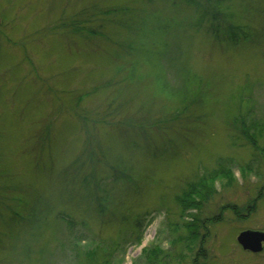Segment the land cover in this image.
Instances as JSON below:
<instances>
[{"label":"rangeland","instance_id":"rangeland-1","mask_svg":"<svg viewBox=\"0 0 264 264\" xmlns=\"http://www.w3.org/2000/svg\"><path fill=\"white\" fill-rule=\"evenodd\" d=\"M204 3L0 0V264H77L95 246L111 264H264L237 240L264 231V153L230 121L264 113V0L222 1L221 27L248 34L234 44ZM172 52L207 96L169 121ZM219 163L229 176L182 207Z\"/></svg>","mask_w":264,"mask_h":264},{"label":"trees","instance_id":"trees-1","mask_svg":"<svg viewBox=\"0 0 264 264\" xmlns=\"http://www.w3.org/2000/svg\"><path fill=\"white\" fill-rule=\"evenodd\" d=\"M222 1L223 0L221 1L215 0L216 6L213 9H208L209 6H206V3H204L205 6L203 7V9H201L200 12L201 18L204 19L207 18L206 20H208V23L210 25V30H208V32L218 41L225 39L231 42L232 44L238 43L243 38H246L248 36L247 31L246 29L242 28L241 24H237L234 22L233 23L227 22L228 26L225 27L223 26V28L221 27L219 20H217L218 18L217 15L221 12H219V10L217 9L222 5ZM242 34H244V36ZM175 52H172L169 55L168 69L173 70L178 80H180V84H176L174 86L168 81L167 85L165 83H161L160 85V91L164 92L168 98L170 99L174 98L175 102H177L179 107L176 110H174V114H170L169 121L179 118L181 115L182 116H184L185 114L189 115L190 114L189 112H191L194 109V107L204 104L205 98L207 96V91L203 89L204 87L206 89V86L203 85L204 82L201 79V77H199L196 73L192 74L189 71L185 70V68L180 67L177 63L179 57ZM171 73L169 74V76H171ZM109 84H110L109 82L106 83V85ZM239 99H240V103L244 102V99L242 97H239ZM114 103H115V98H112V101L107 103V105L109 106L110 104L113 105L111 106L112 112L114 108H118ZM250 112L251 111L249 109L245 113L239 110L237 114H233L230 121H232V126L234 127V129L239 132V135H241L248 144H250L255 150L264 153V113L260 115L259 118H257L255 116H252ZM124 120L125 122L128 123L127 125H130L128 120L126 119ZM134 121L136 122V124L142 125L143 127V124L137 123L138 120L136 121L135 118ZM154 122H157L156 125L159 126L163 125V120L161 121L158 119ZM135 126L132 125V129ZM220 164L221 163H219L218 166L212 170H207L205 174H203V176H200L193 182L187 183L186 189L182 190L180 192V195L177 197L182 207H187L192 202L191 201L192 198L188 199L187 197L189 196V194H195V195L199 194L201 197L206 195L204 192L208 188L207 183L209 182V180L217 177L218 174H225L229 176L230 170H228L225 167L226 164H221V165ZM66 219L67 217L64 220ZM67 221L69 222L68 223L69 228L72 229L73 224H71L70 226L71 222L69 220ZM135 221H136L135 225H137L139 221L137 219H135ZM188 224L189 225L187 226V228L189 229L190 225L197 226L199 222L188 223ZM100 246L102 245L100 244ZM107 248L106 247L103 248V246L101 248L95 246L91 250L92 253L91 254L85 253L82 259H80L77 264H111V259H112L110 255L111 251L108 250L110 249V247L108 249ZM155 262L158 261L155 260Z\"/></svg>","mask_w":264,"mask_h":264},{"label":"water","instance_id":"water-1","mask_svg":"<svg viewBox=\"0 0 264 264\" xmlns=\"http://www.w3.org/2000/svg\"><path fill=\"white\" fill-rule=\"evenodd\" d=\"M238 243L241 248L251 252H259L262 250V243L264 242V231L245 230L237 236Z\"/></svg>","mask_w":264,"mask_h":264},{"label":"flooded vegetation","instance_id":"flooded-vegetation-1","mask_svg":"<svg viewBox=\"0 0 264 264\" xmlns=\"http://www.w3.org/2000/svg\"><path fill=\"white\" fill-rule=\"evenodd\" d=\"M262 250L264 249V242L262 243ZM246 251H249V250H246ZM251 252V251H250ZM260 252V251H259ZM253 253V252H252Z\"/></svg>","mask_w":264,"mask_h":264}]
</instances>
